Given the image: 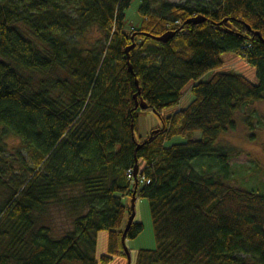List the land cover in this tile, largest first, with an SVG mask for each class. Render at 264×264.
<instances>
[{
    "label": "trees",
    "instance_id": "1",
    "mask_svg": "<svg viewBox=\"0 0 264 264\" xmlns=\"http://www.w3.org/2000/svg\"><path fill=\"white\" fill-rule=\"evenodd\" d=\"M133 1L0 0V264L129 261L134 191L156 246L133 264H264V192L231 181L243 151L219 143L264 102V0Z\"/></svg>",
    "mask_w": 264,
    "mask_h": 264
},
{
    "label": "rangeland",
    "instance_id": "2",
    "mask_svg": "<svg viewBox=\"0 0 264 264\" xmlns=\"http://www.w3.org/2000/svg\"><path fill=\"white\" fill-rule=\"evenodd\" d=\"M171 1L184 2L186 0ZM140 2L141 0L133 1L129 12L130 16L137 11ZM136 15H138V12ZM224 59V69H233L252 81L257 80L256 69L249 65L241 56L224 54ZM213 72L210 71L206 78L208 79ZM186 95L188 97V94ZM186 95L184 98H186ZM248 109L250 110L248 114L243 115L246 109L241 111V115L238 114L235 128L220 135L219 143L243 151L242 154L230 159L232 167L231 181L238 187L264 192V102L259 101L250 104ZM158 120V116L152 111L142 110L136 132L138 138H146L153 129L158 127ZM195 134L196 137L200 135L197 131ZM178 140L181 141L182 139L178 138ZM13 143L15 142L13 141ZM126 199L127 203L131 204V198ZM135 211V219L142 221L144 229L138 237L127 241L132 264L140 248H154L156 246L149 200L144 197L136 199ZM107 240V231H101L98 235V258L107 252ZM117 262V264H131V261L121 258Z\"/></svg>",
    "mask_w": 264,
    "mask_h": 264
},
{
    "label": "water",
    "instance_id": "3",
    "mask_svg": "<svg viewBox=\"0 0 264 264\" xmlns=\"http://www.w3.org/2000/svg\"><path fill=\"white\" fill-rule=\"evenodd\" d=\"M202 20H204V19H199V18L192 19V21H194V22H201ZM172 35H173V33H165L164 35L158 37V40L166 42L172 37ZM130 48H131V46H129L126 51L129 52ZM129 66H130V70H132V66L131 65H129ZM136 104H137V107L140 106L142 109H147L148 108V105L142 99H141L140 103L137 102ZM134 176H135L136 184H137V176H138V165L137 164L135 165V168H134ZM136 198H137L136 197V191H134L133 192V196H132V212H131V214L129 216L128 222L126 224V228H125V230L123 232V236H122L123 245H124L125 249L128 252L129 262H130V254H129L128 247H127V244H126V233H127L128 229L130 228L132 222L135 219V215H136V211H135Z\"/></svg>",
    "mask_w": 264,
    "mask_h": 264
},
{
    "label": "built area",
    "instance_id": "4",
    "mask_svg": "<svg viewBox=\"0 0 264 264\" xmlns=\"http://www.w3.org/2000/svg\"><path fill=\"white\" fill-rule=\"evenodd\" d=\"M129 176H130V177L132 176V171H129ZM139 181H140L141 183L146 182V181H145V177H144L143 175L140 176Z\"/></svg>",
    "mask_w": 264,
    "mask_h": 264
},
{
    "label": "crops",
    "instance_id": "5",
    "mask_svg": "<svg viewBox=\"0 0 264 264\" xmlns=\"http://www.w3.org/2000/svg\"><path fill=\"white\" fill-rule=\"evenodd\" d=\"M180 105L183 106V105H184V102H182ZM173 109H175V107L172 108V109H169V110L167 111V113H169V111H171V110H173Z\"/></svg>",
    "mask_w": 264,
    "mask_h": 264
}]
</instances>
